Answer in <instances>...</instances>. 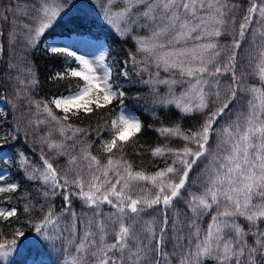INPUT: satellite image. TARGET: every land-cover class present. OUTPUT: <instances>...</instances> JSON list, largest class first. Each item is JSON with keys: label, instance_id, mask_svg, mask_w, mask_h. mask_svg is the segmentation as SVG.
Listing matches in <instances>:
<instances>
[{"label": "snow or ice", "instance_id": "1", "mask_svg": "<svg viewBox=\"0 0 264 264\" xmlns=\"http://www.w3.org/2000/svg\"><path fill=\"white\" fill-rule=\"evenodd\" d=\"M9 12L21 19L10 20ZM92 13L132 42L135 51L123 63L137 76L149 73L139 82L151 86L153 118L160 119L158 109L172 106L197 119L195 131L186 132L179 123L157 129L185 144L154 148V157L168 155L172 161L155 174L134 170L114 154L134 144L144 124L124 108L127 91L113 77L106 39L90 28L82 31ZM0 20L10 25L7 34L0 29V38L11 49L6 58L0 42V96L10 92L12 108L30 117L33 134L50 126L41 143L52 152L50 158L42 148L34 162L18 151L19 127L10 125L11 140L0 136L14 154L7 159L0 154V164L15 169H0V197L23 202V218L16 207H0V237L4 226L15 237L0 239V264H14V256L21 264H52L54 254L63 264H264V0H28L27 7H6ZM58 28L65 31L57 33ZM221 36L231 42L221 43ZM41 52L62 69L49 79L76 80L74 93L35 99L41 82L32 57ZM249 75L258 76L261 87L248 85ZM119 76L136 87L126 67ZM160 84L166 86L164 95ZM131 99L143 103L138 93ZM240 100L237 108L233 102ZM113 102L120 111L110 121L111 138L101 140L102 163L86 139L91 132L69 121ZM55 157H66V165L54 166ZM30 181L39 182L43 201L33 202L21 191ZM76 200L80 213L73 207ZM180 203L186 212L175 211ZM38 211L43 215L33 220ZM22 223L30 232L19 227Z\"/></svg>", "mask_w": 264, "mask_h": 264}, {"label": "trees", "instance_id": "2", "mask_svg": "<svg viewBox=\"0 0 264 264\" xmlns=\"http://www.w3.org/2000/svg\"><path fill=\"white\" fill-rule=\"evenodd\" d=\"M17 3L20 4L21 7L28 6V0H0V14H4V9L8 6H15ZM99 11V9H97ZM10 20L11 19H18L21 18L13 17L12 13H6ZM94 22V23H93ZM85 28L82 31H87L88 28L91 29L93 35H99L106 39L107 45L109 47V58L108 63L113 68V77L116 81V84L122 85L125 90L127 91V96L125 100V105L130 107L139 117V119L144 124V130L135 137V143L129 144L125 147L123 153H114L117 156L122 155L123 158L129 161L132 164L134 170L137 171H144L146 174H155L159 170L164 169L166 166L171 164V158L168 155L162 157H154L151 152L154 148L158 146H167L169 148H180L182 147L185 142L178 137L173 138H166L161 136L157 129L163 125L172 126L173 124L179 123L182 130L188 131L191 129L195 131L198 127L197 119L193 117H184L179 114L178 110L174 107L170 106L167 109H158V114L160 119H154L152 115V96H151V86L146 85L141 81V79H148L149 73H142L141 76H137L134 71H132L131 64L125 65L123 62L128 60V53L130 51H135L134 46L131 41H125L123 38L118 37L113 32L109 31V28L103 22L102 19L98 18L95 13L90 14L89 20L85 21ZM9 23H6L0 20V29H2L5 34L9 31ZM57 33L65 31L63 28H58ZM142 31V30H141ZM228 40V43L231 42V37L228 36H221L220 41L225 42ZM0 42H4L6 45V58L11 54V49L7 48V41L0 38ZM36 68L38 70L39 79H40V87L37 93H35L36 100H45L51 101L53 97H57L60 95H67L70 92H75L76 89V80H52L49 77L53 76L58 71H61V66L59 63H54L52 60L47 57L44 53H38L32 57ZM3 62L0 61V64ZM127 68L129 74L132 78V83L136 85V87H132L130 84L123 83V77L119 76V71L123 68ZM151 71H154L152 69ZM161 77L167 78L168 73L163 71L160 72ZM248 77V76H247ZM246 77V78H247ZM159 89V94L164 95L166 92V86L163 84L157 85ZM176 90H181L180 87H177ZM139 94L143 103L137 104L135 101L131 99V97L135 94ZM7 102L9 115L4 122L5 127H9L12 125L13 127H19L20 132L19 136L20 139L16 141L20 144V148L18 151H24L26 155L29 156L31 160L36 162L38 157L41 155V149H44V153L52 157V152H50L45 145L41 143V137L46 135L47 127L42 125L39 129L36 130V133L33 134L31 128H29L27 124V119L30 118L28 116H21L20 111L13 109L11 105V95L10 92H4L2 95ZM233 103L237 104V108L243 104V101L240 102L234 101ZM230 105L229 107H231ZM119 109V105L116 102H113L108 108L94 109L93 112L89 115L82 114L80 117H73L69 123L76 125L77 127L84 128L91 132V135L88 136L86 139L88 141H93L91 152L93 155L97 156L100 160L104 159L105 161V153L103 152L101 146V139L108 138L110 136V121L114 118ZM26 112L27 109H24ZM56 114L62 115L58 110H55ZM167 111L170 115L165 116L164 112ZM236 109H233V113H235ZM3 117V113L0 112V120ZM31 118H40L42 119L43 116L40 117H31ZM234 118V117H233ZM27 133V135H25ZM52 139L57 140L59 139L58 133L55 131L53 132ZM69 145L72 144V141L67 142ZM191 146V145H190ZM9 149L11 145L9 144ZM4 150V147L0 148V153ZM8 155H14L8 152V154L4 155V159H7ZM66 157H55L54 159V166L58 168H62L66 165ZM4 167L5 165L2 164ZM8 172L15 173V169L9 165L7 168ZM195 171V169H193ZM191 177V174H190ZM19 178V175H17ZM6 183V182H5ZM21 191H26L31 194V198L33 202L36 200L43 201V197L38 196L37 193L40 191V184L37 181H30L21 184ZM78 191V190H76ZM192 191H197L196 187L192 188ZM18 195V194H14ZM57 200V208L56 211H60L59 207V197L56 198ZM0 207L3 208H12L16 207L20 210L21 218H23L22 208L23 202L17 201L13 199L12 201L7 200L5 197H0ZM73 207L77 213H80L82 210V204L80 201L76 200L73 203ZM179 212L184 213L186 212V208L183 203L177 204L175 207ZM109 211L108 206H104V211ZM42 212H37L35 216H33V220H37L40 216H42ZM211 213L204 217L202 222L207 224L210 221ZM201 222V223H202ZM239 222L247 226V223L242 219ZM203 224V225H204ZM26 233L30 232V226L27 223H22L19 225ZM15 238L13 230L4 226V235L0 237V239H8L11 240ZM52 264H63V261H60L56 254H54L51 258ZM14 264H21L20 258L14 259ZM208 264H213L212 261H209Z\"/></svg>", "mask_w": 264, "mask_h": 264}, {"label": "rangeland", "instance_id": "3", "mask_svg": "<svg viewBox=\"0 0 264 264\" xmlns=\"http://www.w3.org/2000/svg\"><path fill=\"white\" fill-rule=\"evenodd\" d=\"M141 34H144L143 33V31H141ZM84 38H89L88 36H85ZM102 39H105V38H103V37H101ZM72 39H76V37H75V35H73V37H72ZM66 42V38L65 37H61L60 38V40H59V43H61V44H63V43H65ZM222 43H224V44H227L228 43V40H225V42H222ZM106 47H107V43H106ZM244 46L242 45V48H243ZM107 49H108V47H107ZM84 52H85V50L83 49V48H80L79 49V54H84ZM246 70H248L247 69V67H246ZM228 79H229V77L228 76H222L221 77V80L223 81V82H227L228 81ZM246 83L248 84V85H252V86H255V87H261V84H260V82H259V78H258V76H253V75H249L247 78H246ZM177 91V93H179L181 90H176ZM74 93V92H73ZM241 101V100H240ZM239 101V102H240ZM243 101V100H242ZM243 103H244V101H243ZM232 107V106H231ZM230 107V108H231ZM124 108L126 109V110H130L131 112H133V113H135L130 107H128V106H126V105H124ZM119 111H120V107H119V109H118V111H117V113H116V115H115V117L114 118H116V116H117V114L119 113ZM0 112H2L3 113V117H7L8 115H9V109H8V105H7V102H6V99L3 97V96H0ZM136 115V114H135ZM137 116V115H136ZM3 117H2V119L0 120V136H3V135H8L9 136V140H11L12 139V136H11V129L9 128V127H5L4 126V122H5V120L6 119H3ZM138 117V116H137ZM190 134V133H189ZM111 136H112V132L110 131V136H108V138H103V139H101V140H107V139H110L111 138ZM16 141H18V140H16ZM15 141V143H17ZM0 144H2L3 146L2 147H4V150L0 153V154H8V152H9V144H4L3 143V141H0ZM102 146V145H101ZM101 161H102V163L103 162H105L104 161V159H101ZM0 169H4L5 170V172L6 173H8V171H7V169L2 165V164H0ZM146 187L147 188H149V189H151V185L150 184H148V185H146ZM172 209H170L169 210V217H170V219H169V225L171 226V223H172ZM175 211L176 212H178V213H181V212H179L176 208H175ZM210 222V221H209ZM209 222L207 223V224H204L203 222L201 223V227H202V229L203 228H206L207 227V225L209 224ZM204 224V225H203ZM13 260L14 259H18V257H13L12 258Z\"/></svg>", "mask_w": 264, "mask_h": 264}]
</instances>
